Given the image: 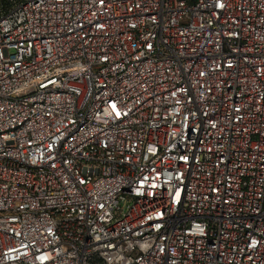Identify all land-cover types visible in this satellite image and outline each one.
I'll return each mask as SVG.
<instances>
[{
  "label": "built area",
  "instance_id": "2783aa9c",
  "mask_svg": "<svg viewBox=\"0 0 264 264\" xmlns=\"http://www.w3.org/2000/svg\"><path fill=\"white\" fill-rule=\"evenodd\" d=\"M0 264H264V0H0Z\"/></svg>",
  "mask_w": 264,
  "mask_h": 264
}]
</instances>
